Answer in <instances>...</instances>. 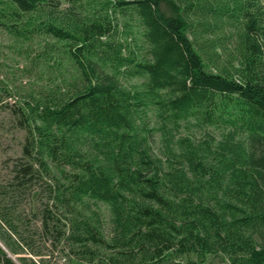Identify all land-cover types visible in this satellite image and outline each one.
<instances>
[{
    "label": "trees",
    "instance_id": "1",
    "mask_svg": "<svg viewBox=\"0 0 264 264\" xmlns=\"http://www.w3.org/2000/svg\"><path fill=\"white\" fill-rule=\"evenodd\" d=\"M259 3L0 0V28L41 40L39 59L59 81L18 112L23 155L41 170H14L10 186L49 178L42 228L69 243L76 262L264 264ZM133 78L143 80L123 84ZM183 125L202 134L181 136ZM8 226L0 242L36 264L41 254ZM0 264H15L1 246Z\"/></svg>",
    "mask_w": 264,
    "mask_h": 264
},
{
    "label": "rangeland",
    "instance_id": "2",
    "mask_svg": "<svg viewBox=\"0 0 264 264\" xmlns=\"http://www.w3.org/2000/svg\"><path fill=\"white\" fill-rule=\"evenodd\" d=\"M254 1L260 2L264 19V0ZM162 9L168 13L166 6H162ZM41 45V40L37 39L16 41L0 28V228L9 230L10 224L12 233L17 232L15 237L25 238L29 247L41 254L32 257L36 264H79L74 260L69 243L54 237L55 232L49 234L42 228L41 213L48 202L45 187L49 178H40L24 187L10 186L15 176L14 170H22L30 165L31 170H41L23 155L26 132L19 123L18 113L26 103L33 104L35 99L40 98L44 90L58 85L55 72L39 59ZM142 80L125 79L123 84L133 87ZM148 125L153 130L159 127L152 110L148 113ZM211 131L216 135L220 133L219 129ZM179 134L199 137L202 131L193 125H183ZM152 148L156 156H163L165 141L159 131L153 132ZM95 210L99 212L105 229H108V209L99 204ZM59 218L63 220L64 217L60 214ZM0 246L15 264H21L18 255L11 254L1 242Z\"/></svg>",
    "mask_w": 264,
    "mask_h": 264
}]
</instances>
